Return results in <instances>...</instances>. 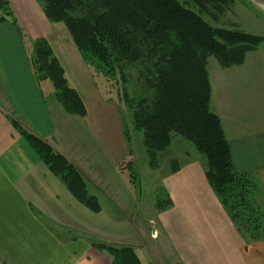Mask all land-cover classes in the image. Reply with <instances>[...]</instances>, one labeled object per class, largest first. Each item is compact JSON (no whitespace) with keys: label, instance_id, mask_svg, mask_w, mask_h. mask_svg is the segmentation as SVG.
Here are the masks:
<instances>
[{"label":"trees","instance_id":"1","mask_svg":"<svg viewBox=\"0 0 264 264\" xmlns=\"http://www.w3.org/2000/svg\"><path fill=\"white\" fill-rule=\"evenodd\" d=\"M38 1L49 20L66 25L90 67L94 62L105 69L115 66L123 86L131 84L133 70L141 72L135 83L141 81L143 86L135 85L131 98L124 88L122 96L134 113L135 128L143 134L151 166L157 168V155L175 140L193 143L206 158V179L231 220L235 223L240 216L246 220L257 214L258 222L247 229L245 239L263 242L264 186L256 174L237 170L222 121L210 107L209 59L215 58L223 68L239 66L264 42L238 25L213 27L204 18L219 25L235 0ZM7 20L0 17V22ZM34 46L38 76L52 82L68 113L85 117L84 102L49 44L38 40ZM105 73L111 77L109 71ZM23 136L80 202L99 210L95 198L86 194L79 172L62 155L32 134ZM238 206L246 209V215L237 212ZM244 222L251 225V220ZM121 254L120 264H139L131 251Z\"/></svg>","mask_w":264,"mask_h":264},{"label":"crops","instance_id":"2","mask_svg":"<svg viewBox=\"0 0 264 264\" xmlns=\"http://www.w3.org/2000/svg\"><path fill=\"white\" fill-rule=\"evenodd\" d=\"M5 24L6 22L1 23ZM6 40L11 41V35L2 30L0 32L2 95L9 97L16 105L18 101L25 103L27 110L34 113L36 120L38 114L42 113L43 116L39 115V120H42L41 124L45 126L43 133L36 129L37 134L49 140L58 151L67 155L81 169L86 165L90 167L92 164L90 139L91 134L94 135V129L84 124L85 120H89L90 123L92 120L86 99L83 98L89 114L86 119H82L84 128L80 134L78 119L67 117L58 107L53 109L47 101L44 100L45 103L42 101L32 71L25 63L27 58L24 47H9ZM257 50L248 53L244 64L239 66L223 68L216 60L220 69L218 71V67H215V71L221 74L220 78L224 85L227 83L228 90L221 97L223 107L214 113L222 121L237 170L240 173L256 174L264 186V65L252 64L256 70L253 71L252 67V72H258V76L239 74L246 69L248 55ZM65 52L61 55L56 51L55 55L71 85L76 89L78 82L75 74H82L84 78L85 71L83 65L79 63V55L73 48ZM73 57L78 63H74L75 59L72 62ZM210 83L214 92L211 75ZM256 89L260 91L257 92ZM246 92L250 97L247 98ZM254 100H259V104ZM105 112H99L98 116L93 117L99 121V118L100 120L104 118ZM56 114L59 115L58 119L63 121L61 127L56 120ZM24 118L28 119L27 116ZM10 120V113L0 105V264H102L98 257L91 258L84 253L82 256L77 255L75 239L71 236V239L66 238L71 234L69 232L75 231V228L90 229L91 212L78 203L60 179L28 149ZM58 126L62 129L60 130L62 134ZM99 131L100 145L105 152L114 157L117 169L118 165L131 154L129 144L123 136L124 128L119 130L118 138L114 136L112 129ZM64 132H71V137L77 136L73 138L76 146L67 148L70 149L69 152L66 148L60 147V144L69 141L68 134L65 136ZM178 140L180 139L175 140L172 145ZM80 152L82 154L78 156ZM108 156L107 159L104 156V160H100L103 167H110L109 164H112ZM78 161H82L81 164ZM170 163L173 167L176 164L178 168L174 170L171 167L174 171L171 170V174L164 179L163 186L173 205L168 212H177L178 216H182L179 221H184L179 222V225H184H182L184 230L181 229L180 233L181 241H185L180 244L181 248H185L180 251L184 263H252L251 257L242 251L241 241L233 239L221 241L216 235L220 228L217 217L215 224L212 222L213 214L222 207L206 179V164L190 163L187 159L181 164L177 159H172ZM127 190L125 187L124 192ZM127 205L129 206V203ZM229 227L234 232L232 226ZM132 236L131 231V235L126 237L132 239ZM236 248H239L243 255L232 257Z\"/></svg>","mask_w":264,"mask_h":264},{"label":"rangeland","instance_id":"3","mask_svg":"<svg viewBox=\"0 0 264 264\" xmlns=\"http://www.w3.org/2000/svg\"><path fill=\"white\" fill-rule=\"evenodd\" d=\"M7 1L8 4H6V0H0V17L8 18L7 21L0 22V32L3 30V32L11 35V41L8 42L6 40L8 45H10L9 47H24L27 58L25 63L32 71V75L37 83V91H39L40 96L42 95V101H47L50 106L52 105L53 109L54 107H58L59 111L66 113L67 117L78 119L80 121V134L84 128L82 126V119H86L88 116V109L86 108L87 115L85 117L68 113L56 97L52 82L49 79H41L38 76L40 73L36 71L38 64L36 65L35 62V42L45 40L54 55L56 51L62 55L66 53V50L73 48L75 53L79 55V63L83 65L85 71L84 78L82 74H75L78 82L76 84L77 90L71 85L77 91L83 102V98L86 99L92 120L91 123L88 122L89 120H85L86 122L84 124L86 127L90 125L94 129V135L91 134L90 139L92 164L90 167L86 165V167H83L84 169L78 167L67 155L58 151L55 145L49 140L37 134L35 130L37 129L43 133V127L45 126L41 124L43 121L39 120V115H42V113L38 114V119L36 120L34 113L27 110L25 103H20L18 98H16L20 104H14L9 97L6 95L4 97L0 90V105L10 113V123L21 139L25 141L23 136L24 132L26 135L32 134L47 143L54 153L62 155L79 172L85 185L86 194L89 197L95 198V201L98 203L99 210L94 211L86 204L80 202L68 189L78 203L91 212V225L89 230L87 228H83L82 230L81 228H75V231L69 232L71 233L70 235L69 233H64L69 235L66 238L75 239L77 255L82 256L84 253L91 258L94 256L98 257L101 259L102 264H120L117 260L122 256L120 253L124 250H129L136 257L139 264H185L184 257L180 254V251L185 249L180 247L181 243H185L180 238V233L184 230L182 228L183 224L179 225V222H181L179 220L180 217L182 219V216H178L177 212H168L172 209L173 205L169 202L163 181L172 171L178 168L175 164L174 167L171 165L170 161L172 159H177L180 164L185 162V159L189 160L190 163L206 164V158L196 150L193 143L180 139L167 151L158 154L156 157L157 164L155 166L157 168L152 167L143 144V134L135 128L134 113L128 103L123 100L122 96L124 88L127 89V96L131 98L135 93V85L137 87L140 86V88L143 86L141 81L135 83V80L140 78L141 72L139 74L137 70H133L135 72L132 74L133 80L131 84L123 86L120 79L115 75V66H109L108 70L102 68L103 64L99 65L98 62H94L93 67H90L85 62L78 46L69 34L66 25L63 22L49 20L44 12L43 4L38 0ZM10 11V16H7ZM204 18L213 27L233 28V26L238 25L246 33L264 38V0H235L234 5L220 18L219 25H215L206 16ZM5 22V25H1V23ZM74 59L75 57H73L72 62ZM74 63H78L76 59ZM247 63L244 72H240L239 74L242 76H245V74H249V76L256 74L258 76V72H252L253 68V71H256L252 64L260 63L264 65V42L259 46L257 52L248 55ZM208 64V72L211 75L214 89L210 107L213 112H216L223 107L221 97L228 88L226 87L227 83L225 85L223 84L220 78L221 74H217L215 71V67H218V71L220 69L216 59L211 58ZM107 71H109L108 75L111 77L107 76L105 73ZM256 90L257 92L260 91L258 89ZM246 93L247 98L250 97L249 93ZM254 101L259 104V100ZM84 105L86 107L85 102ZM250 105L252 106L253 103H250ZM101 110L103 112L106 111L105 113L107 115L104 113L105 119L101 118L100 120L99 118L98 121L93 116H98L99 112H102ZM59 115H55L59 124L56 123L61 127L63 121L58 119ZM24 116H27L28 119H25ZM60 117L62 118V116ZM104 123H106V126H104ZM106 128L112 129L116 138L120 135L119 130L121 128H124L128 134L126 135L125 130L123 131V136H125L124 138L129 144L131 154L118 165L117 169L114 157L105 152L100 145L101 134L99 130ZM60 130L62 129L59 128ZM70 133L64 132L65 136L68 134L67 139L69 141L63 142L62 144L59 142L62 149L69 147L71 149V146H76L73 138H77V136L71 137ZM60 134H62L61 131ZM26 144L28 149L35 153L39 159L38 154L32 147L27 142ZM70 149H67V151L69 152ZM71 152L73 154L74 148ZM81 154L82 152L78 156ZM104 156H106V159L108 156L112 162V164H109L110 167H103V163L100 162V160H104ZM78 162L81 164L82 161ZM52 174L58 177L54 173ZM60 181L66 186L61 179ZM125 187L128 190L124 192ZM127 203H129V206ZM221 209L213 214L212 221L215 224V217L218 218L220 229L216 235L219 237V240L225 241L233 239L234 241H241L243 244L242 251L245 252V255L251 257L252 263L250 264H264V241L250 240L248 242L245 239L247 229L252 228L258 222V215L254 214L251 219L246 220H244L245 216H240L238 219L240 223H234L224 207ZM215 210L216 208L214 207L213 211L215 212ZM245 210L241 206L237 207L239 214L246 215L247 212ZM247 220H251V225L244 222ZM229 225L232 226L234 232L231 231ZM240 228L241 230L239 231ZM131 231L133 233L132 239H127L126 236L131 235ZM235 251H233L232 257L243 255V252H239V248H236ZM204 255L207 254L204 253ZM254 261L259 263H255Z\"/></svg>","mask_w":264,"mask_h":264}]
</instances>
